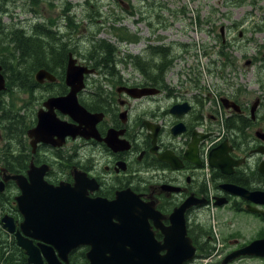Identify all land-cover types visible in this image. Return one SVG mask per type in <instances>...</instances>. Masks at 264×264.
Wrapping results in <instances>:
<instances>
[{
	"label": "flooded vegetation",
	"instance_id": "1",
	"mask_svg": "<svg viewBox=\"0 0 264 264\" xmlns=\"http://www.w3.org/2000/svg\"><path fill=\"white\" fill-rule=\"evenodd\" d=\"M43 2L48 9L56 7L54 0H25L22 9L31 18L21 19L16 26L3 21L11 1L0 0L4 27L8 31L17 28L22 34L21 57L12 60L5 50L7 30H0V59L35 70L34 77L20 78L12 87L23 100L18 107L21 124L11 123L7 117L0 124V264H50L42 245L53 247L59 264H139L153 261L155 255L158 260L177 262L186 253L187 243L191 254L182 264H223L227 255L264 239V82L247 80L234 87L225 78L229 89L188 94L182 80L169 83V76L163 79L162 63L182 44L167 45L164 35L154 34L149 40L162 44L138 48L133 54L121 44L114 63L91 60L88 51L92 42L99 40L95 38L98 33L86 28L81 31L83 25L71 15L74 6L67 1L63 18H39ZM94 14L88 11L86 17ZM157 21V26L164 25L162 18ZM149 23L154 31V23ZM134 36L137 40L118 38L136 43L140 37ZM76 37L89 40L85 53L79 51ZM60 44L68 48L67 60L62 62L58 61ZM41 50L49 59L47 63L41 61ZM71 56L77 65L91 70L77 96L95 115H83L84 131L76 135L64 130L52 135L47 128L32 132L39 123V112L48 111L49 98L66 96L71 90L66 82ZM249 61L251 65L253 61ZM41 69L51 72L53 78L38 80L36 73ZM134 88H148L154 94L133 95ZM10 95L7 84L0 101L10 102ZM186 101L191 105L188 111L180 116L171 111L174 104ZM206 102L217 107L207 111ZM54 111L61 120L79 124L69 113L58 108ZM178 123H183L184 130L174 134ZM195 133L206 135L198 144L199 164L185 157ZM224 142L226 162L219 158L220 166H207L204 151L208 150L210 160L211 151ZM167 151L181 161L180 168L159 158ZM80 179L84 183L78 186ZM60 188L66 189L65 194L53 197L52 192ZM75 193L79 194L76 199ZM20 196H24L23 203ZM75 204L82 213H75ZM175 211L182 215H174ZM5 217L13 231L5 226ZM58 217L66 219L59 223ZM80 226L83 238L69 250L26 232L35 227L51 228L58 239L59 227L74 235ZM17 231L38 249L39 263L31 262L18 244ZM250 257L258 256L241 254L232 262Z\"/></svg>",
	"mask_w": 264,
	"mask_h": 264
},
{
	"label": "rangeland",
	"instance_id": "2",
	"mask_svg": "<svg viewBox=\"0 0 264 264\" xmlns=\"http://www.w3.org/2000/svg\"><path fill=\"white\" fill-rule=\"evenodd\" d=\"M10 1L7 5L10 11L3 14L5 23L19 26L21 19L31 18L30 13L22 9L25 0ZM54 1V8L44 7L47 5L44 2L40 5L39 18L46 20L47 17L56 18L59 15V18H63L62 11L67 1L74 6L70 13L75 21L83 25L81 31L84 28L89 29L90 33L96 31L98 34L95 38H105L116 47L123 44L131 54L147 45L162 44L156 39L149 42L154 34L164 35L166 39L163 43L169 40L166 44L170 46L174 42L186 44L187 51L182 49L176 52L177 55L181 53L185 60L174 59L173 68L165 76L174 74L176 69H186L187 76L196 73L198 83L195 84L184 76L182 87L188 94H199L205 88L213 92L229 89L225 76L234 87L246 84L247 80L264 82V0H90L89 4L85 3L86 0ZM82 3L84 6H81ZM88 11L94 12V16L87 18ZM159 17L165 21L162 22L163 26L156 25ZM149 21L154 23V31ZM112 25L119 31H114ZM125 29L139 36V40L136 43L120 41L116 33H124ZM77 41L79 51L85 53L89 40L76 37ZM219 50H224L225 55L221 56ZM78 57L87 61L83 56ZM213 60L217 64L224 63L226 67L217 68ZM249 60L253 61L251 65L247 64ZM256 85H252L253 91L258 90ZM13 101L18 108L23 100L14 94ZM202 103H205L203 99ZM216 107L214 102H206L207 111H213ZM211 263L202 261V264ZM230 264H264V258H243Z\"/></svg>",
	"mask_w": 264,
	"mask_h": 264
},
{
	"label": "water",
	"instance_id": "3",
	"mask_svg": "<svg viewBox=\"0 0 264 264\" xmlns=\"http://www.w3.org/2000/svg\"><path fill=\"white\" fill-rule=\"evenodd\" d=\"M76 62H77V60L71 56L70 61H69V65L67 68V72H66V82L71 87V90L69 91V93L66 96L49 98V100L46 102V106L48 107V111L41 110L39 112V114H38L39 123H38L36 128L31 130L32 132L41 131V130L47 128L48 133H50L52 135H54L57 132L63 131V130L65 131V134L70 133V134L76 135L78 133H83V131H84V128L82 125L83 115H89L90 113L80 104V102L78 100L77 93L83 88L85 75L87 73L91 72V70H89L86 66L77 65ZM249 63H250V61L247 62V64H249ZM45 77L52 79L53 75L51 74V72H49L46 69H41L36 73V78L40 81H42V79H44ZM6 87H7L6 76L3 72V66L0 64V93ZM131 92L133 95H137V96L154 94V92L148 88H142V89L134 88L133 90H131ZM222 101L225 102V104L228 102V100L226 98H222ZM55 108L60 109L64 113H69L77 121H79V124L69 123L67 121L61 120L60 118L57 117V115L54 111ZM190 108H191V105L189 104V102L186 101L183 103L174 104L173 107L171 108V111L174 114L180 116L184 112L188 111ZM90 115L94 116L95 114H90ZM150 127L154 128L151 125H150ZM183 130H184L183 123H178L173 128V133L174 134L182 133ZM151 136L154 139L153 142L155 143V147H154V149H155V148H157V146H156L157 129H154V132L151 133ZM205 136L206 135L200 134V133L194 134L193 140L191 141V143L189 144L188 148L185 151V157L187 159H189L193 162H196L197 164L200 163V161L198 159L199 158V146H198V144H199V141L202 140L203 137H205ZM226 147H227V142H224L219 147H217V148L213 149V151H211L210 160H209L210 166H212V167L220 166V163L218 161L219 158H221V162H226L225 157H224V155L227 151ZM159 158L163 161L173 162L174 168H180L181 167V161L177 157L174 156L173 152L167 151L164 154L159 155ZM224 171L227 172V170H225V169H224ZM15 178L18 179L19 184L22 183V180L19 176L16 175ZM83 183H84V180L80 179L78 186L83 184ZM1 184H3V182H1ZM0 189H2L1 186H0ZM74 189L76 190L77 187H75ZM65 191H66L65 188H60L57 191H53L52 196L55 197V196L59 195V198H61V196L63 194H65ZM238 191H240V190L238 189ZM240 192L243 193L244 190L240 191ZM68 195L71 196L72 191L69 190ZM74 196L76 199L79 197V194L75 193ZM23 198H24V196H20V198L18 197V200H20L23 203ZM19 205H20V202H19ZM70 208L71 207L69 206V209ZM183 208H184V206H183ZM74 210H75L76 214L83 212L82 208L76 204H75ZM149 210L151 212L154 211V209L152 207H150ZM174 215H177V216L182 215V212L175 211ZM6 218L7 217L4 218V221L7 220ZM58 219H59V223H61L66 219V217H58ZM5 226L9 227V229L11 231L14 230V227L8 221H6ZM59 228H61V227H59ZM59 228L57 229L59 232L58 239H56L55 229H51V228L35 227L33 229V232H30L29 230H26V232L28 234L34 236V237L43 238L47 242L54 244L56 247L58 246L59 248H65L66 250H69L70 248H72L73 246L78 244L83 238V230H82L81 226L75 228V234L74 235H72L71 230H68V233H69L68 234L67 230H64L63 228H61V229H59ZM16 235H17L18 244L22 248H24L27 251V253L30 255V261L35 262V263H39L40 260L38 257V249L32 245L30 240L24 238L19 231H17ZM60 240H61V242L58 243ZM64 241H66V242H64ZM185 247H186V253L181 257V260H179L177 262H174L171 260H168V261L158 260V259H156L157 256L155 255L153 261H149V262H143L142 261V262H139V264H170V263L171 264H174V263L182 264V262L185 259L189 258L190 254H191V250H190L191 247H190L189 243H187L185 245ZM42 248H43V251H44L46 257L48 258L50 264H59L56 256L54 255V250H53L52 246L42 245ZM241 254H248L250 256H258V257L264 256V239L255 240L252 243H250L249 245L241 248L240 250L227 255L224 258V260L222 261V263L223 264L230 263L234 259L240 257ZM104 264H129V261H128V263L127 262H121V261H107Z\"/></svg>",
	"mask_w": 264,
	"mask_h": 264
},
{
	"label": "trees",
	"instance_id": "4",
	"mask_svg": "<svg viewBox=\"0 0 264 264\" xmlns=\"http://www.w3.org/2000/svg\"><path fill=\"white\" fill-rule=\"evenodd\" d=\"M115 31H119V28L113 27ZM4 30L6 31L8 28L4 27L3 25V21L0 17V30ZM261 29H263V27H261ZM126 32H117L116 34L118 36H120L121 38H128L130 40H133V38L135 39L134 34H131L128 29H125ZM6 36L5 38L8 39L9 43L7 45H5V50L8 51V53L11 56L12 60H19L21 57V51H22V46H21V41H22V34L21 31L17 28L11 29V30H7L6 31ZM137 40V39H135ZM60 47L57 48L58 51V61L62 62V61H66L67 60V51L68 48L63 45L60 44ZM116 46L109 42L106 39H99L96 41L92 42V46L90 51H88V58L91 60H95V61H99L100 63H114L116 62ZM41 55V61L44 63H47L49 61V59L45 58L47 55L45 54L44 51H40ZM95 54H97V57H95ZM219 54L221 56L225 55V51L224 50H219ZM99 56H102L101 58H99ZM173 55L169 54L167 60H165L164 63H162L161 65V71H162V75H163V79H165V73L167 72V70L170 68L171 64L173 63ZM222 60V59H221ZM0 62L3 66V72L6 75L7 78V84H8V88H9V92H10V96H9V101L10 102H6V99H1L0 101V124L2 122L3 118H9L11 123H16L18 124V126L21 124L20 120H19V114H20V110L19 108H16V105L13 101V96H14V92L12 90V87L18 83V80L20 78L23 77H34L32 74L35 70L33 69H27L24 70L21 68V66H19L18 64H11L9 65V62L6 58H1ZM213 62V61H212ZM223 62V61H222ZM217 63V62H215ZM221 69L224 67H226V65L220 64L218 65ZM48 69L52 70L51 67L48 66ZM167 83V82H166ZM165 87H168L167 84H165ZM3 152V147L0 148V153Z\"/></svg>",
	"mask_w": 264,
	"mask_h": 264
},
{
	"label": "built area",
	"instance_id": "5",
	"mask_svg": "<svg viewBox=\"0 0 264 264\" xmlns=\"http://www.w3.org/2000/svg\"><path fill=\"white\" fill-rule=\"evenodd\" d=\"M208 150L206 149L205 151H204V159H205V162H206V165H208Z\"/></svg>",
	"mask_w": 264,
	"mask_h": 264
},
{
	"label": "bare ground",
	"instance_id": "6",
	"mask_svg": "<svg viewBox=\"0 0 264 264\" xmlns=\"http://www.w3.org/2000/svg\"><path fill=\"white\" fill-rule=\"evenodd\" d=\"M36 39V38H35ZM39 39V38H38ZM38 42V41H37ZM63 43V42H62Z\"/></svg>",
	"mask_w": 264,
	"mask_h": 264
}]
</instances>
